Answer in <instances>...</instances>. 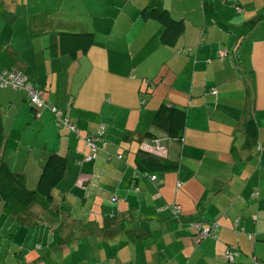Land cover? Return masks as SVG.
I'll use <instances>...</instances> for the list:
<instances>
[{
	"label": "crops",
	"instance_id": "obj_1",
	"mask_svg": "<svg viewBox=\"0 0 264 264\" xmlns=\"http://www.w3.org/2000/svg\"><path fill=\"white\" fill-rule=\"evenodd\" d=\"M150 1L0 0V66L79 130L0 87V155L28 188L51 153L67 160L52 205L10 213L0 197V264H264V0H160L186 23L172 46L142 17ZM60 30L93 32L94 44L71 58ZM161 103L186 110L181 141L154 127ZM143 151L178 166L155 183L138 170ZM199 214L214 235H197Z\"/></svg>",
	"mask_w": 264,
	"mask_h": 264
},
{
	"label": "trees",
	"instance_id": "obj_2",
	"mask_svg": "<svg viewBox=\"0 0 264 264\" xmlns=\"http://www.w3.org/2000/svg\"><path fill=\"white\" fill-rule=\"evenodd\" d=\"M141 14L143 18L156 20L163 25L160 39L165 45H174L186 30L185 21L174 17L172 13L162 5L160 0H151L150 3L142 9ZM93 44V32L69 30L59 31L60 51L62 54L69 55L71 58L76 59L80 55L87 53ZM30 104L32 105L34 111L38 112L39 107L33 105L32 103ZM50 104L56 106L52 103ZM54 114L56 115L55 112ZM56 118L58 120L57 115ZM186 118L187 113L184 108L169 105L167 103H161L154 113L152 123L155 128L164 131L170 138L181 141L185 133ZM246 126L250 135L255 137L257 134L256 122L249 118ZM144 136L153 138L155 133L153 130H150L142 135V137ZM4 142L5 136L2 130V122L0 118V154L2 153ZM137 165L140 173L145 174L147 177H150L153 182L158 183V176L156 179L153 178V176L156 175L154 172H167L174 170L177 168L178 163L170 159L154 157L150 153L143 151L141 156L137 159ZM66 171V158L56 152H53L47 157L42 166L37 187L35 189H30L27 186L26 175L24 173L14 172L0 155V197L6 202L8 212L11 213V207L9 206L10 203H15L25 211L40 202V200H44L48 205H52L51 202L54 200L53 192L64 179ZM200 216V214L198 216H194L190 221V224L192 225L194 222L203 224L202 221L197 220ZM218 228L219 225L215 230H212V234L209 236L214 235Z\"/></svg>",
	"mask_w": 264,
	"mask_h": 264
},
{
	"label": "built area",
	"instance_id": "obj_3",
	"mask_svg": "<svg viewBox=\"0 0 264 264\" xmlns=\"http://www.w3.org/2000/svg\"><path fill=\"white\" fill-rule=\"evenodd\" d=\"M14 87L16 89L22 90L27 100L37 107H48L51 108L58 117V125H66L70 128L71 131L78 132V128L72 123L69 119L62 117V113L56 106L51 105L44 97L43 89L36 86L31 80L28 79L27 76L23 74V72L17 68H5L0 66V87ZM105 134V123H102L95 134H92L87 138L89 145L93 150L98 146L99 141ZM121 157V155L119 156ZM156 179V176H153ZM116 200V198H113ZM172 210L175 214L178 215L180 209L178 205H173ZM198 233L200 238H205L212 234V230L216 229L217 224H212L210 227L204 226L201 223L194 222L192 224ZM237 254L236 250H227L225 253V257L228 260H233Z\"/></svg>",
	"mask_w": 264,
	"mask_h": 264
},
{
	"label": "rangeland",
	"instance_id": "obj_4",
	"mask_svg": "<svg viewBox=\"0 0 264 264\" xmlns=\"http://www.w3.org/2000/svg\"><path fill=\"white\" fill-rule=\"evenodd\" d=\"M111 203L114 204V202H111ZM95 212H96V211L94 210V212H93V213H94V216H95ZM56 215H57V214H56ZM69 219H72V218L69 216V217L67 218V220H69Z\"/></svg>",
	"mask_w": 264,
	"mask_h": 264
}]
</instances>
